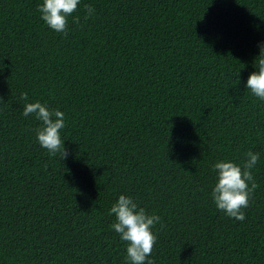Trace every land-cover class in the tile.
Here are the masks:
<instances>
[{
    "label": "trees",
    "instance_id": "trees-1",
    "mask_svg": "<svg viewBox=\"0 0 264 264\" xmlns=\"http://www.w3.org/2000/svg\"><path fill=\"white\" fill-rule=\"evenodd\" d=\"M42 3L0 0V264H129L120 195L161 217L153 264H264V101L246 88L264 0H81L67 36ZM37 101L64 113L67 159L22 115ZM248 151L240 222L213 203V165Z\"/></svg>",
    "mask_w": 264,
    "mask_h": 264
},
{
    "label": "clouds",
    "instance_id": "clouds-1",
    "mask_svg": "<svg viewBox=\"0 0 264 264\" xmlns=\"http://www.w3.org/2000/svg\"><path fill=\"white\" fill-rule=\"evenodd\" d=\"M80 3L81 0H43L37 6V11L49 29L67 36L68 18L77 11ZM84 8V19L87 20L94 15L95 9L91 5H85ZM73 22L79 23V17H74ZM254 63L258 70L248 76L246 88L253 96L264 101V44L260 45V54ZM2 68L3 65H0ZM20 99L28 101L27 92L21 93ZM22 115H34L41 122V126L35 129L36 140L50 157L59 154L61 159H67L69 153L60 134L66 127L62 111L49 109L46 104L37 101L26 103ZM259 159L258 152L248 151L242 164L220 160L213 165L216 183L210 195L216 208L227 217L240 222L246 219L244 209L250 206L253 193L259 186L252 174ZM109 215L115 217L112 229L127 244L126 259L129 264H153L149 259L157 242L153 228L161 223V217L147 213L132 197L125 195L119 196Z\"/></svg>",
    "mask_w": 264,
    "mask_h": 264
}]
</instances>
